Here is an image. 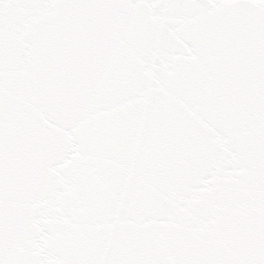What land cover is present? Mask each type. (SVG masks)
<instances>
[{"label":"snow or ice","instance_id":"snow-or-ice-1","mask_svg":"<svg viewBox=\"0 0 264 264\" xmlns=\"http://www.w3.org/2000/svg\"><path fill=\"white\" fill-rule=\"evenodd\" d=\"M0 264H264V0H0Z\"/></svg>","mask_w":264,"mask_h":264}]
</instances>
